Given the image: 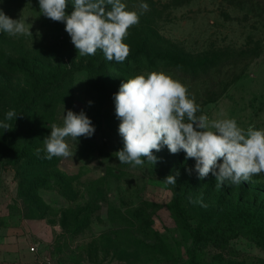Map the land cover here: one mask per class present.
<instances>
[{
  "label": "rangeland",
  "instance_id": "374dc122",
  "mask_svg": "<svg viewBox=\"0 0 264 264\" xmlns=\"http://www.w3.org/2000/svg\"><path fill=\"white\" fill-rule=\"evenodd\" d=\"M121 2L140 18L119 63L99 49L78 55L65 24L43 16L38 0H0V10L32 33L0 31V53L33 75L0 67V122L9 110L24 114L7 121L12 130L0 128V232L23 234L64 264H264V172L217 187L211 173L198 178L194 158L166 146L153 150L155 164L120 163L114 101L126 80L164 72L187 87L198 116L264 129V0ZM35 77L40 90L57 87L30 113L22 102ZM68 110L83 111L95 133L67 138L73 157L46 159L43 140ZM177 172L175 186L164 181Z\"/></svg>",
  "mask_w": 264,
  "mask_h": 264
},
{
  "label": "clouds",
  "instance_id": "9594fccd",
  "mask_svg": "<svg viewBox=\"0 0 264 264\" xmlns=\"http://www.w3.org/2000/svg\"><path fill=\"white\" fill-rule=\"evenodd\" d=\"M40 12L54 22H63L65 31L78 55H95L99 49L106 60L122 63L130 48L124 43L128 29L139 23V14L127 10L121 0H73V10L66 13L68 0H38ZM141 9L147 11L148 4ZM30 27L21 19L14 20L0 10V31L9 35L31 36ZM115 114L120 120L119 135L123 148L117 151L120 163L133 167L143 166L145 160L155 164L165 146L171 154L183 151L187 158L195 159V172L199 179L209 173L215 176L216 186L225 181L232 184L248 182L253 175L264 172V129L238 127L235 119L209 120L200 111L187 87L164 72L141 74L123 82L114 94ZM92 102L89 101V104ZM19 114L9 110L0 128L9 131L7 121ZM51 133L43 140L46 159L73 157L67 138H90L95 127L81 111L68 110L63 126L52 124ZM41 150L38 149L39 154ZM143 158V159H142ZM222 161V162H220ZM191 174L192 169H188ZM168 175L164 181L176 185V177Z\"/></svg>",
  "mask_w": 264,
  "mask_h": 264
},
{
  "label": "trees",
  "instance_id": "16d2710c",
  "mask_svg": "<svg viewBox=\"0 0 264 264\" xmlns=\"http://www.w3.org/2000/svg\"><path fill=\"white\" fill-rule=\"evenodd\" d=\"M7 53V52H6ZM147 52H145V55L148 57L147 61L152 62L153 58H151L148 54H146ZM153 63V62H152ZM115 65H117V63H115ZM110 66H112V64L110 62H102L100 64V67L105 70L108 71ZM0 67L4 68L5 71H7L9 73V71H12L13 73H19L20 76H25L24 74H29L30 70L28 67V64L26 62L20 61V62H15L12 60V56L10 54H4V53H0ZM179 67L183 68L184 71L186 72H195L196 68L195 66H190L188 64H185L184 66L180 65ZM7 69V70H6ZM88 69V68H85ZM208 70L209 68H205ZM32 75V74H29ZM33 76V75H32ZM37 76V75H36ZM68 75L65 74V76H63L62 79H60L59 82H64L65 78H67ZM29 79V78H28ZM39 78L35 77L32 81L33 84L34 82L36 83V85L29 87V89L26 92L24 101L22 102L25 107V109L29 110V112L33 113V110H35V107H37L36 105L39 103H43L46 99L49 98L51 91H53L55 89L56 84L54 86V88H45L40 90V86L38 83ZM19 114L18 117L16 118V120H18V123L21 122V119L24 117L23 112L17 111ZM15 121V120H14ZM19 126V125H17ZM11 134V133H10Z\"/></svg>",
  "mask_w": 264,
  "mask_h": 264
},
{
  "label": "crops",
  "instance_id": "0c3cea01",
  "mask_svg": "<svg viewBox=\"0 0 264 264\" xmlns=\"http://www.w3.org/2000/svg\"><path fill=\"white\" fill-rule=\"evenodd\" d=\"M51 261L23 234L19 237L0 232V264H47Z\"/></svg>",
  "mask_w": 264,
  "mask_h": 264
},
{
  "label": "built area",
  "instance_id": "2783aa9c",
  "mask_svg": "<svg viewBox=\"0 0 264 264\" xmlns=\"http://www.w3.org/2000/svg\"><path fill=\"white\" fill-rule=\"evenodd\" d=\"M47 264H64V263L51 260V261H48Z\"/></svg>",
  "mask_w": 264,
  "mask_h": 264
}]
</instances>
